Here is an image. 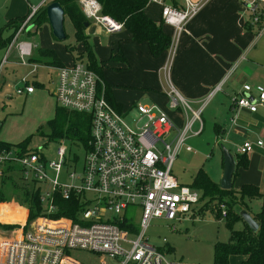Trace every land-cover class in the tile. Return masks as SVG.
<instances>
[{
	"label": "built area",
	"instance_id": "2783aa9c",
	"mask_svg": "<svg viewBox=\"0 0 264 264\" xmlns=\"http://www.w3.org/2000/svg\"><path fill=\"white\" fill-rule=\"evenodd\" d=\"M147 1L161 5V22L173 31L168 49L171 60L185 26L195 17L204 1L183 0L181 9L166 6L164 0ZM243 2L249 14L248 24L258 25L264 19V0ZM79 5L85 17L97 23L106 33L123 29L121 23L100 14L101 7L95 0H80ZM36 11L32 10L17 30L6 57L0 63V72L13 47L21 65L30 66L31 73L38 68L26 60L32 54L33 45L19 41V37L31 27ZM261 32H264V25ZM169 68L170 61L164 66L165 74H168ZM21 82L23 87H16V95H31L34 87L25 77ZM170 88L166 93L170 108L177 109L180 105L185 113H191L180 131L156 105H133L131 109L134 108L137 117L127 123L128 111H118L107 101L104 84L95 72L82 63L57 69L53 92L56 104L67 111L90 117V135L81 173L76 176L70 173L71 183L62 186L56 180L47 178L48 169L58 175L63 168L68 171L76 166L66 159L67 150L61 144L56 150L57 162L47 166L36 150L27 149L25 152L0 145V177L20 170L22 181L48 182L51 189L40 197L42 203H47L46 215L29 224H18L16 238L0 241V264H74L69 259L73 250L103 254L117 260L118 264H184L168 259L166 250L151 245L146 237L153 221L164 222L165 228L175 231L174 223L188 220L194 206L200 203V192L181 184L172 174V168L182 148L186 152L191 151L185 146L186 140L201 134L202 109L192 110ZM259 108L264 109V87L253 89L246 85L231 98V110L255 113ZM196 123L199 124L198 129L192 132ZM252 150V144L244 143L237 149V154H247ZM57 192L64 200L80 198L78 222L63 217H48L56 210ZM218 209L224 218L225 205L221 204ZM137 218L138 225H135ZM162 242L165 243L166 239Z\"/></svg>",
	"mask_w": 264,
	"mask_h": 264
},
{
	"label": "rangeland",
	"instance_id": "374dc122",
	"mask_svg": "<svg viewBox=\"0 0 264 264\" xmlns=\"http://www.w3.org/2000/svg\"><path fill=\"white\" fill-rule=\"evenodd\" d=\"M51 1L52 0H0V30L5 27L10 19L22 17L32 10L38 9L40 4L44 2L49 4ZM177 3L182 5L184 1L177 0ZM146 9L154 14L159 12L158 7L152 2L148 3ZM63 28L66 37L62 41H57L52 38L49 25H43L38 32L40 33L38 35L39 44L45 45L44 34H46L47 40L50 41V45L56 49L58 57L64 63L62 65L67 67L71 66L72 55L67 52V46L75 50L73 55L82 56V61L86 64L85 45L75 39L73 26L68 19H65ZM163 30L164 32L169 31L170 34L172 33L171 29L164 25ZM43 31L44 33H42ZM256 33H258V31H256ZM10 34L11 31L5 30L2 34V39H6ZM124 35L125 29L100 37L99 41L102 47L98 49L93 46L92 40H88V45L95 56L97 65L101 68L104 81L111 84L116 90V101L123 104L125 108L133 104L135 105V103L146 106L156 105L164 113L169 115L174 124L175 121L178 122L181 120L183 127L187 119L190 118L191 113L189 111L185 113L180 105L177 109H171L169 106V99L164 95L163 99H158L153 102L151 99L152 91H147V89H152L155 86V82L160 86L161 91L165 90V94L171 89L167 79L169 78L172 82L170 77L171 67L169 68L170 73L168 74H165L163 70L164 65H166L168 61V57L162 67L161 76L158 74H146L144 70L141 69L140 64L134 61L129 64L127 63V65V59L126 62H123L117 56L119 46L124 54L122 49L123 46L121 45L133 44L131 41L123 40L122 42H118L116 40L117 36L123 38ZM36 41L38 42V40ZM105 48L109 50L105 52ZM7 51L8 48L0 49V63L6 57ZM106 56L108 57L106 58ZM16 59L18 60V57L14 55L13 50L8 55L7 62L0 72L4 80V84L2 85V80L0 78V121L2 122L0 141L16 145L27 139V149L30 151L36 150L38 153L42 154L46 161V166L51 162H57L56 150L61 144L67 150L66 159L76 158V166L74 169H68V171L63 168L58 175L56 172L48 169L47 178L51 181L56 180L61 186L70 184V173H73L75 176L81 173L85 151L83 148L72 144L68 139L60 140L48 138L50 135V126L48 122L54 118L55 109L59 108L53 96L57 83V72L50 67H39L34 75L31 74L27 76L31 69L11 65L12 61ZM23 77H25V80L30 83V85L34 82L39 84V86H35L32 95H16V87H23L21 82ZM189 106L195 111L193 105L189 104ZM124 111H126V109H124ZM135 117L137 116L134 108H132L126 115L127 123H131V120ZM204 117L205 113H203V115L201 113V122ZM58 124H61V121H59ZM198 126L199 124L196 123L192 128V132L196 131ZM176 127L179 131L182 128H179V126ZM213 130V126L209 128L206 124L200 135L191 136L186 140L185 146H189L191 152H186L184 148L178 152L172 168V174L181 184L190 185L199 169H203L212 181L217 182L219 180V176L222 173V160L218 145H216ZM175 134L176 131L172 133V136ZM10 178V181L6 182L1 181L0 178V198H6L8 201L11 200L10 193L6 191L10 190L12 185L22 186V183H25V181L21 180L22 173L20 170L12 172ZM29 180L30 179L26 181L27 185L30 184ZM36 187L40 189V197H43L44 194L51 190L48 182L37 183ZM206 203L207 200L205 199L195 205L193 213L189 216L188 220L174 223L175 231L165 228L164 222L153 221L146 231V237L149 243L156 247H163L167 252V258L173 261H180L184 264H214V245L216 243L228 242L229 230L221 216L220 219L216 218L215 214L218 212L216 210L217 207H214L212 211L210 205ZM15 205L23 206L19 202H15ZM43 205L47 207V203L44 202ZM262 206V203L255 200L250 203V207L254 212L261 211ZM6 213L9 212L6 210ZM6 213L2 221L11 223L18 222L19 216H15L18 215L17 213L13 215H6ZM138 220V218L135 219V225H138ZM241 225L242 223L236 224L234 229L241 230ZM9 226L12 228L5 230L0 228V233L18 230L19 228L18 224ZM163 239H166L165 243L162 242ZM239 258L240 256H232L229 264H237ZM69 259L74 264H118L117 260L110 259L103 254L80 250L71 251Z\"/></svg>",
	"mask_w": 264,
	"mask_h": 264
},
{
	"label": "crops",
	"instance_id": "0c3cea01",
	"mask_svg": "<svg viewBox=\"0 0 264 264\" xmlns=\"http://www.w3.org/2000/svg\"><path fill=\"white\" fill-rule=\"evenodd\" d=\"M192 1H204V5L199 9L195 17L185 26L184 32L178 39L176 45L177 49L175 48L174 58H172L173 60H169L168 51L162 53L157 58H153L149 52L148 46L145 43L137 44L131 41L130 34L127 31H125L123 38L117 36L116 40L118 42L124 40L133 43L132 45H121L123 46L122 49L125 62L127 59L126 64L132 63V61L139 63L141 69L144 70L146 74H158L161 76L162 69L164 68L163 65L168 57L167 62L170 61V77L172 80L171 82L168 78L169 85L188 105H193L195 110L202 109V115L205 113V117L202 121L203 130L206 124L207 127L210 128L213 126L214 128L213 132L216 145H218L221 154L222 172L223 157L221 146L229 151L235 157V160H237L239 156H245L248 162L246 168L239 167L235 170L236 176L232 178V187L238 190L242 185L249 184L256 186L260 193L264 195V109L259 108L255 113H250L246 110H231V98L240 93L244 86L248 85L253 89L256 87H264V32L256 33L257 28L248 24L249 14L245 9L246 7L243 0ZM153 4L158 7L159 12L156 14L153 12L150 13L145 8L144 13L154 23L159 24L161 22L162 7L156 3ZM164 4L166 6H171L167 1H165ZM47 5L48 4L44 2L40 4L38 8L46 7ZM65 19L66 17H64V21ZM45 25H49L48 21ZM168 28L171 29L170 27ZM31 30L32 27L24 32L19 37V41L31 43L33 45L32 54L37 47H40L41 49L53 50L58 57L56 49L50 45V41L47 40L46 34H44L45 45L39 44L38 35L40 33L31 37L30 40H26V34ZM171 32V34L169 31L165 33L172 37V29ZM42 33H44V31ZM85 35L88 36L89 41H93V46L98 49L102 47L99 38L108 35V33L97 23L89 20V24L87 28H85ZM36 40H38V42ZM13 50L14 55L18 57L17 50L14 47L11 48L9 54ZM104 50L106 52L109 49L105 48ZM107 57L108 56H106V58ZM28 59L26 60L28 61ZM58 59L64 64L59 57ZM71 60L72 62L70 64L72 65L74 63L72 58ZM11 65L31 69L30 66L21 65L19 57L18 60H13ZM39 67L48 66H38V68ZM53 69L57 72L56 68ZM31 70L27 76L36 73V71L31 73ZM168 73L170 72L168 71ZM1 80V84L3 85L4 80L2 77ZM101 81L103 84L110 86L112 97L117 104L121 105L122 110L124 111V109H126V111H129L134 104L125 108L123 104L116 101L115 88H113L111 84L105 82L103 76ZM34 83L38 84L37 82ZM147 91H152V93H150L153 102L158 99H163V95L166 96L165 90L161 91L160 86L156 82L155 86L152 89H147ZM251 94L255 95L254 92H251ZM167 116L169 117V115ZM175 124L179 126V128L182 127L181 120L178 122L175 121ZM259 142L262 143L261 146L257 145ZM244 143L252 144L253 150L247 154H237V149ZM221 177L222 173L219 176V182ZM218 181L215 183L219 185ZM255 201L262 203L263 206L261 211L264 212V200ZM15 202L17 201L14 197L10 201L0 200V211L3 207H6L9 212L6 213V215L17 213L18 215L15 216H19L18 222L11 223L0 220V224L21 225L26 222L28 209L26 206H16ZM251 211L253 213L259 212H254L252 208ZM241 226L243 228V225ZM17 235V229L2 232L0 233V241L14 239ZM243 260L244 257L240 256L237 264H240Z\"/></svg>",
	"mask_w": 264,
	"mask_h": 264
},
{
	"label": "trees",
	"instance_id": "16d2710c",
	"mask_svg": "<svg viewBox=\"0 0 264 264\" xmlns=\"http://www.w3.org/2000/svg\"><path fill=\"white\" fill-rule=\"evenodd\" d=\"M80 0H52L51 2L58 3L64 11V17L69 20L73 26L75 32V39L84 43L85 55L87 63L84 64L82 56L73 55L75 50L72 47L67 46V52L72 55L73 63H82L89 70L95 72L102 80L101 68L97 65L95 56L88 45V36L85 35L84 24H89V20L83 14L80 5ZM101 7L100 14L110 20L121 23L123 29L130 34L131 41L141 44L145 43L151 56L153 58L159 57L162 53L168 51L171 44V37L167 35L162 27L163 24L154 23L148 18L144 10L148 5L147 0H95ZM169 2L172 7L177 9L183 8V5L177 3V0H164ZM30 13L25 16L16 17L7 22L5 27L0 30V49L8 48L11 44L17 30L20 28L24 20ZM47 24V17L45 7L37 9L33 16L30 26L32 30L27 32L26 40H30L34 37L42 28ZM264 25V19L255 26L259 32ZM165 26V25H164ZM251 28V27H250ZM5 30L11 31V34L2 39V34ZM117 56L125 61L121 48H118ZM28 63L36 66H48L53 68L63 67L62 63L58 59L56 53L53 50H46L37 47L33 54L28 59ZM34 88L39 84H31ZM105 95L107 101L118 111H122L121 105L117 104L111 94L110 86L104 84ZM61 121V124L58 122ZM50 126V139H68L77 147L83 148L86 152L87 143L90 135V117L87 114L76 113L67 111L61 107L55 109L54 118L49 122ZM28 140L11 145L1 142L0 145L4 147H16L23 151H27ZM42 156V154H41ZM43 157V156H42ZM69 163L76 164V158L67 159ZM247 160L245 156H239L236 160V169L246 168ZM235 169V170H236ZM236 176V171L233 173V177ZM10 174L1 178V181H10ZM23 185H12V188L6 192L10 193V199L13 197L21 205L28 208L27 223L33 222L37 217L45 216L46 208L40 199V189L36 187L37 183L30 182L29 185L26 182ZM200 192V202L207 200V205H210L211 210L217 207L218 211L216 215L217 219H220L221 212L218 207L224 204L226 207V214L224 219L225 225L229 230V240L226 243H216L214 245V264H229V260L232 256L244 257V260L240 264H264V212L259 211L253 213L251 211L250 203L254 200H264V195L260 193L258 188L253 185H242L238 190L233 187L228 190L220 189L219 185L212 181L210 177L199 169L194 176L190 185H187ZM2 193V192H1ZM4 197L5 194L3 193ZM18 197V198H17ZM0 200L8 201L6 198H0ZM56 210L51 215H48L51 219L68 218L72 222H78L77 215L81 208V200L79 197H72L70 200H64L60 193L55 194ZM218 205V206H217ZM7 208L3 207L0 211V219L5 217ZM246 211L255 221L258 226V230L253 232L246 225H244L240 212ZM238 223H242L243 228L241 230H235L234 226ZM1 229H11L9 225L0 224Z\"/></svg>",
	"mask_w": 264,
	"mask_h": 264
},
{
	"label": "water",
	"instance_id": "95a60500",
	"mask_svg": "<svg viewBox=\"0 0 264 264\" xmlns=\"http://www.w3.org/2000/svg\"><path fill=\"white\" fill-rule=\"evenodd\" d=\"M47 21L51 30L53 38L57 41H62L65 39V32L63 28L64 23V11L61 6L56 2H51L45 7ZM87 23L84 27L87 28ZM222 157H223V172L222 177L219 182V187L222 190L228 191L232 188V176L236 169L235 157L221 146ZM240 217L250 230L256 232L258 226L252 219L251 215L246 211L240 212Z\"/></svg>",
	"mask_w": 264,
	"mask_h": 264
}]
</instances>
